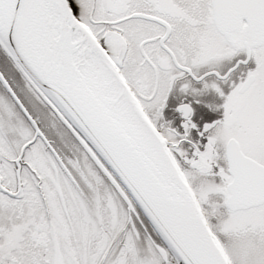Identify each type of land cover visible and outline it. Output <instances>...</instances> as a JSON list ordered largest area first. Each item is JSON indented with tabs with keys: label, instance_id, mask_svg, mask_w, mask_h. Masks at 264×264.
<instances>
[{
	"label": "snow or ice",
	"instance_id": "obj_1",
	"mask_svg": "<svg viewBox=\"0 0 264 264\" xmlns=\"http://www.w3.org/2000/svg\"><path fill=\"white\" fill-rule=\"evenodd\" d=\"M0 264H264V0H0Z\"/></svg>",
	"mask_w": 264,
	"mask_h": 264
}]
</instances>
